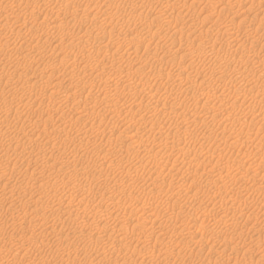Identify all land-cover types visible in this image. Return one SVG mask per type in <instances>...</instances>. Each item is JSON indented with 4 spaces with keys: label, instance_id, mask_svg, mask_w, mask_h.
<instances>
[{
    "label": "rangeland",
    "instance_id": "374dc122",
    "mask_svg": "<svg viewBox=\"0 0 264 264\" xmlns=\"http://www.w3.org/2000/svg\"><path fill=\"white\" fill-rule=\"evenodd\" d=\"M45 1L49 6L72 2L68 6L75 13L50 22L54 16L48 20V15L40 13L42 5L30 13L23 10L25 0H0V36L4 40L0 44V111L7 112L5 118L9 115L8 126L0 130L19 140V145L13 142L10 146L5 141L7 137H0V156H7L0 162V249L10 250L14 239L17 244L26 242L17 260L7 255L6 261L92 264L96 258L98 264H264V155L256 153L260 144L264 146V0ZM9 8L23 10L22 20L15 25L18 33L10 38L5 32L11 23L4 17ZM32 15L37 18L32 20ZM55 33L63 37L53 39ZM19 45L26 46L21 54L16 51ZM235 47L238 50L234 51ZM259 62L263 63L261 68ZM159 71L173 76L178 71V77L160 80ZM198 71L203 74L202 84ZM118 78L123 81L117 90L114 87ZM49 95L60 101L51 102ZM106 96L115 103V110H105V100L101 105ZM173 100L176 108L170 106ZM218 101L224 103L223 109L217 107ZM247 103L253 112H249ZM154 105L157 110L152 116ZM61 113L67 119L60 118ZM201 119L203 122L197 123ZM139 126L143 128L140 145L129 132ZM107 128L115 129L113 135ZM90 133L95 138L89 139ZM173 133L181 134L180 142L172 143ZM199 143L203 145L201 166L183 155L197 149ZM176 148H182L181 152ZM161 154L165 157L161 162L163 174L159 176L158 168L151 166L152 159ZM236 158L243 161L242 168L233 169L237 174L228 172V164ZM29 160L31 165L26 168ZM50 165L59 171L51 170ZM94 166H100L99 170ZM217 169L223 171L221 176L226 178H220L224 182ZM66 170L78 171L72 183L76 189L69 188L60 178ZM169 180H174V184ZM229 182L234 187L230 188L233 185ZM56 189V198L48 193L36 199L44 191L53 194ZM94 194L98 195L93 200ZM108 197L113 199L107 200ZM73 199V203L82 200L77 215L72 211L65 222L57 221L55 227H61L59 230L50 226L47 230H53L48 233L41 219H57L61 207ZM113 202L117 207L111 208ZM140 206L154 213L133 214ZM97 208L109 212L108 230L104 229V222L96 219L99 227L95 224L90 228L91 214ZM79 218L85 224L80 221L79 225ZM118 227L123 229L117 230ZM72 229L85 234H73ZM7 234H12L10 239ZM197 238H202L203 244L196 242ZM30 239L42 242L52 252H47L44 245L30 246ZM115 243L123 246L119 244L113 250ZM80 247H84L81 254L75 250ZM110 247L114 252L105 253Z\"/></svg>",
    "mask_w": 264,
    "mask_h": 264
},
{
    "label": "bare ground",
    "instance_id": "6f19581e",
    "mask_svg": "<svg viewBox=\"0 0 264 264\" xmlns=\"http://www.w3.org/2000/svg\"><path fill=\"white\" fill-rule=\"evenodd\" d=\"M42 1H43V0H42ZM55 1H56V0H55ZM154 1H155V0H149L150 3H153ZM40 2H41V1H40ZM40 2H39V0H27V1L25 0V2H23V5H24V6H23V10H24L25 12H26V11H29V12L31 13V11H32L33 8H35V7H39L40 5H42L43 8H42V12L40 11V13H42V14H44V15H48V20H49L50 17L54 16V18H53L52 20H49L50 22H55V21H56V17H60V16L65 17L67 13H68V14H74V13H75V11L69 9L68 4H69V3H72V2H69V1H68V2L66 1V2H63V3H62V2H61V3H59V2L57 3V2H56V3L52 4L53 6H52V5L49 6L48 4H46V1H45V0H44L42 3H40ZM21 3H22V2H21ZM29 6L31 7V9H28ZM23 10H19V9H15V10H14V9H11V8H9L8 10H6L4 17L8 18L9 22L11 23V28H9V29L5 32V33L7 34V36H8V38H10V37H12L14 34H17V33H18V30L15 29V25L18 23V21L22 20V19L20 18V16H22V11H23ZM1 14H2V12L0 13V16H1ZM11 16H13V19H12V20L10 19ZM32 17H33L32 20H34V19L37 18L35 15H32ZM62 37H63V35H62V34H58V33H55V34L52 36V38H53V39H56V40H57V39H61ZM3 42H4V40H3L2 37L0 36V44H2ZM25 49H26V46H22V45H19V46L16 47V51H17L18 54H21ZM233 50L236 51V50H238V48L235 47ZM240 51H241V50H240ZM241 52H242V51H241ZM23 59L26 60V59H27V56L23 57ZM138 65L141 66V62H139ZM138 65H137V66H138ZM262 66H263V63H262V62H259L258 68H261ZM92 68H93V66L91 67V69H92ZM137 68L139 69V66H138ZM140 68H141V67H140ZM121 72H122V71H121ZM199 72H200V71L197 72V75H198L197 77H200V82H201V84H202V82H203V74H202V75H199ZM120 74H121V73H120ZM120 74H119V76H120ZM159 75H160V76L157 77V78L160 79V80H161V78H162V79H164V78L166 79V78H167L168 80H173V79H174V76H177V77H178V71L174 73V76H173L171 73H169V72L166 74V73H163L162 71H159ZM204 75L207 76V73H204ZM163 77H164V78H163ZM201 77H202V80H201ZM121 79H123V76H122ZM121 79L118 78V83H115V87H114V89H117V90H118V89H121V88H122V87H121V83H122L123 80H121ZM166 81H167V80H166ZM110 91H111V90H110ZM112 91L115 92V90H112ZM112 91H111V93H112ZM115 94H116V93H115ZM203 94H204V93H203ZM204 95H205V94H204ZM256 95H257V93H254V94H253V98H252V99H253L254 101L256 100V98H255ZM114 96H115V95H114ZM14 97H15V96H14ZM116 97H117V96H115L114 98H116ZM49 98H50V101H51V102H57V100L60 101L59 99H57V97H55V96H53V95H49ZM108 98H109V97L106 96L105 98H102V99H101L102 102H103V100H105V110H109V111H112V109L115 110V108H116V107H115V103L112 102V101H111L110 99H108ZM112 100H113V99H112ZM217 100H218V98H217ZM177 102H178V101H177ZM101 105H104V102H103V104H101ZM170 106H172L173 108H176V107H177V104H176V102L173 100V102L171 103ZM251 106H252V105H251L250 103H247V104H246L247 109H250L249 112H253L252 109H251ZM217 107L220 108V109H223V108H224V103H223L222 101H218V102H217ZM153 110H154V112L151 114L152 116L156 115V110H157V108H156L155 105H154ZM5 114H7L6 111H0V128H3V126H8V124H9V121H8V118H7V116L9 117V115L6 116V118H7V119H6L5 116H4ZM59 116H60V118L67 119V116H66V115H65V117H64V113H61ZM226 119H228V118H226ZM68 120H70V119H68ZM68 120H67V121H68ZM64 121L66 122V120H64ZM200 122H203V119L199 120L197 123H200ZM236 123H237L239 126H241V122H240L239 120H236ZM244 124H245V121L243 122V125H244ZM148 126H149V125H148ZM113 127H114V126H113ZM149 127H150V126H149ZM242 127H243V126H242ZM131 128H132V127H131ZM107 129H108V128H107ZM132 129H133V128H132ZM108 130H110V131H109L110 135H113V133L115 132V129H114V128H112V129L109 128ZM130 130H131V129H130ZM85 131H87V130H85ZM99 131H100V130H99ZM103 131H104V130H103ZM105 131H106V130H105ZM149 131H151V130L149 129ZM101 132H102V131H101ZM101 132H98V133L96 132V135H97V134H100ZM129 132L132 133V134L130 133V134H131L130 136H132L131 139L135 138V141L138 142L137 144H139V145L142 144L141 141H143V138H142V137H143V135H142L143 128H141V127L139 126V128H136L135 130H133V131H129ZM5 133H6V132H5L4 130H3V131L0 130V137H1V136L4 137V138L7 137L5 141H7V143H9V145H10L11 143H13V142H14V143H18L17 145H19V140H18V138L14 137V136H11V135H10V136L5 135ZM91 133H92V132H91ZM91 133H90V138H89V139H91L92 137L95 138V134H92V135H91ZM109 133H108V134H109ZM39 134H40V132H39ZM103 134H104V133H103ZM181 137H182V136H181L180 133H173V134H172V143H177V142L181 139ZM93 138H92V139H93ZM203 138H204V137H203ZM42 139H43V138H42ZM196 139H197V138H196ZM40 140H41V139H40ZM90 141H91V140H90ZM105 141H106V140H105ZM194 141H196V140H194ZM197 141H198V140H197ZM44 142H45V141H44ZM108 142H109V141H107L106 144H107ZM131 142H132V141H131ZM179 142H180V141H179ZM201 142H202V141H201ZM46 143H47V142H46ZM5 144H6V143H5ZM52 144H53V143H52ZM54 144H55V143H54ZM108 144L110 145V143H108ZM128 144L131 145L130 141L128 142ZM132 144L134 145V142H132ZM199 144H200V146H198L197 149H191V150H189L188 152L185 151L186 153H184L183 151H182V152H183V155L185 156V158L189 159L190 162H191V161H194V163H196L198 166H201V165L203 164V158H201L200 155H201V151H202V149H203V145H202L201 143H199ZM109 145H108V146H109ZM139 145H138V146H139ZM172 145H173V144H172ZM176 145H177V144H176ZM176 145H175V146H176ZM10 146H11V145H10ZM131 146H132V145H131ZM131 146H130V147H131ZM46 147H47V146H46ZM132 147H133V146H132ZM139 147H140V146H139ZM143 147H144V146H143ZM48 148H49V147H48ZM50 148L53 149L54 146H52V147H50ZM119 148H120V147H119ZM125 148H127V147H125ZM42 149H43V148H42ZM57 149H59V148H57ZM121 149H122V148H121ZM121 149H120V150H121ZM130 149H132V148H130ZM135 149H137V147H136ZM138 149H139V148H138ZM140 149H141V148H140ZM145 149H146V148H145ZM181 149H182V148H181ZM181 149L179 150L178 148H176L177 152H179V151L181 152ZM6 150H7V149H6ZM47 150H48V149H47ZM111 150H112V149H111ZM113 150H114V149H113ZM115 150H116V149H115ZM123 150H125V149H123ZM127 150H128V149H127ZM127 150H126V151H127ZM142 150H143V149H142ZM149 150H150V149H148V151H149ZM152 150H153V149H152ZM183 150H184V149H183ZM29 151H30V152H33V149H31V150H29ZM118 151H119V150H118ZM126 151H124V152H126ZM134 151H135V150H134ZM134 151H133V153H134ZM138 151H139V150H137V152H138ZM148 151H146L145 154H147ZM150 151H151V150H150ZM124 152H123V153H124ZM130 152H131V151H130ZM144 152H145V150H144ZM37 153H38V152H37ZM112 153H113V152H112ZM114 153H115V152H114ZM138 153H139V152H138ZM138 153H137V154H138ZM149 153H150V152H149ZM153 153H154V152H153ZM220 153H221V152H220ZM256 153H257V155H258V154H261V156L264 155V146H262V144H260V145L257 147V151H256ZM51 154H52V153H51ZM97 154H98V153H97ZM118 154H119V153H118ZM124 154H125V153H124ZM126 154H127V152H126ZM126 154H125V155H126ZM131 154H132V153H131ZM154 154H155V153H154ZM156 154H157V153H156ZM49 155H50V154H49ZM94 155H95V154H94ZM121 155H122V154H121ZM138 155H139V154H138ZM142 155H143V154H142ZM148 155H149V154H148ZM158 155H159V153H158ZM247 155L249 156L250 153H248ZM95 156H96V155H95ZM95 156H94V157H95ZM126 156H127V155H126ZM126 156H125V157H126ZM128 156H129V154H128ZM128 156H127V157H128ZM149 156H150V155H149ZM149 156H148V157H149ZM180 156H181V157H184V156L181 155V153H180ZM118 157H119V156H118ZM130 157H131V156H130ZM132 157L135 158L136 156L134 157V155H133ZM146 157H147V156H146ZM164 157H165V155L161 154L159 158H158V157L156 158V155H155V158H156V159H152L153 156H152V158H151L152 160H154V165L151 166V164H152V162H153V161H152L151 164H150V166L153 167L154 170H157V168H158V170H159V171H158L159 176H161V175L163 174V173H162V174H160V173H161V167H162L161 165H163V164H161V162H162V159H163ZM6 158H7L6 154L1 155V156H0V162L3 161V160H5ZM119 158H120V157H119ZM122 158H123V157H122ZM122 158H121V159H122ZM149 158H150V157H149ZM126 159H127V158H126ZM130 159H131V158H130ZM177 159H178V158H177ZM85 160H86V159H85ZM146 160H147V159H146ZM184 160H185V159H184ZM184 160H183V161H184ZM232 160H233V159H232ZM262 160H263V158H262ZM86 161H87V160H86ZM95 161H96V160H95ZM95 161H94V162H95ZM97 161H98V160H97ZM113 161H114V160H113ZM126 161H128V160H126ZM177 161H178V160H177ZM179 161H182V160H179ZM105 162H106V161H105ZM263 162H264V161H262V164H263ZM87 163H88V161H87ZM95 163H96V162H95ZM112 163H113V162H112ZM184 163H185V161H184ZM204 163H205V162H204ZM93 164H94V163H93ZM99 164L101 165L100 162L98 163V165H99ZM106 164H107V163H106ZM109 164H110V163H109ZM30 165H31V160L28 161V163H27V167H26V168H29ZM81 165H83V164H81ZM88 165H89V164H88ZM94 165H95V164H94ZM102 165H103V164H102ZM242 165H243V161H242L241 159H237V158H236V160L231 161V162L228 164V168L231 169V171H228V172H232V173H236V174H237L238 171L234 172L235 170H233V169L240 170V169L242 168ZM79 166H80V165H79ZM85 166H87V165H85ZM108 166H109V165H108ZM205 166H206V165H205ZM49 167H50L51 170H56V168H57L56 166H53V165H50ZM83 167H84V166H83ZM94 167H97V166H94ZM113 167H115V166H113ZM146 167H147V166H146ZM203 167H204V165H203ZM76 168H77V167H76ZM80 168H81V167H80ZM80 168H79V170H80ZM88 168H89V167H88ZM88 168H84V170H87L88 172H90V171H91V168H90V171L88 170ZM97 168H98V167H97ZM99 168H100V166H99ZM99 168H98V170H99ZM144 168H145V167H144ZM153 168H152V170H153ZM162 168H163V167H162ZM203 169H204V168H203ZM27 170H28V169H27ZM64 170H65V168H64ZM72 170H73V168H72ZM72 170H71V171H72ZM84 170H83V171H84ZM102 170H103V168H102ZM150 170H151V168H150ZM232 170H233V171H232ZM58 171H59V170H58ZM58 171L56 170L55 172H58ZM71 171H70V172H69L68 170H66V171H64V172L62 171V176H61L60 178H62V180H63V182L65 183V185H67L69 188L76 189V186H74L75 183H74V184H72V183L74 182V179L77 177L76 175L78 174V171H73V172H71ZM87 171H85V172L87 173ZM92 171H94V170H92ZM217 171H218L219 178H220L221 174H223V173H221V172H223V171H222L221 169H217ZM55 172H54V173H55ZM80 172H81V170H80ZM94 172H96V170H95ZM97 172H99V171H97ZM150 172H151V171H150ZM152 172H153V171H152ZM205 172H206V171H205ZM209 172H210V171H209ZM226 172H227V170H226ZM54 173H53V174H54ZM82 173H83V172H82ZM91 173H93V172H91ZM154 173H155V172H154ZM154 173H153V174H154ZM238 173H239V172H238ZM30 174H31V173H30ZM53 174H52V175H53ZM58 174H59V173H58ZM99 174H100V173H99ZM205 174H206V173H205ZM207 174L210 175L209 173H207ZM228 174H229V173H228ZM228 174H227V175H228ZM240 174H241V173H240ZM242 174H243V173H242ZM31 175L34 177V172H32ZM59 175H61V174H59ZM59 175H58V176H59ZM88 175H89V174H88ZM100 175H101V174H100ZM148 175H149V174H148ZM150 175H152V174L150 173ZM185 175H186V174H185ZM212 175H213V174H212ZM212 175H210V176H212ZM227 175H226V176H227ZM232 175H233V174H232ZM232 175H230V177H231ZM244 175H245V174H244ZM50 176H51V175H50ZM58 176H57V177H58ZM181 176H182V175H181ZM187 176H188V175H186V180H188V179H187ZM237 176H239V174H238ZM241 176H242V175H241ZM79 177H80V176H79ZM79 177H78V180H79V179L81 180V178H79ZM81 177H82V176H81ZM149 177H150V176H149ZM149 177H148V179H149ZM184 177H185V176H184ZM188 177H189V176H188ZM213 177H215V175H213ZM230 177H229V178H230ZM232 177H235V176H232ZM232 177H231V178H232ZM54 178H55V176H54ZM83 178H84V176H83ZM83 178H82V179H83ZM86 178H87V177H86ZM86 178H85V179H86ZM90 178H91V176H90ZM95 178H96V177H95ZM95 178H94V179H95ZM221 178H223V175L221 176ZM221 178H220V179H221ZM225 178H226V177H225ZM225 178H223V179H225ZM244 178H245V176H244ZM66 179H67V180H66ZM99 179H100V178H99ZM150 179H151V178H150ZM153 179H155V178H153ZM214 179H217V177H215ZM220 179H219V180H220ZM235 179H236V178H235ZM235 179H234V180H235ZM241 179H242V177H241ZM76 180H77V179H76ZM86 180L88 181V179H86ZM92 180H93V179H92ZM97 180H98V178H97ZM177 180H178V179H177ZM177 180H176V181H177ZM179 180H181V178H179ZM179 180H178V181H179ZM193 180H194V179H193ZM221 180H222V179H221ZM229 180H230V179H229ZM89 181H90V179H89ZM89 181H88V182H89ZM95 181H96V180H95ZM154 181H155V180H154ZM169 181H170V180H169ZM173 181H174V180H173ZM173 181H170V182L172 183ZM231 181H232V179H231ZM77 182H78V181H77ZM80 182H81V181H80ZM93 182H94V180H93ZM170 182H169V183H170ZM179 182H180V181H179ZM220 182H221V181H220ZM222 182H224V181L222 180ZM237 182H238V181H237ZM54 183H55V182H54ZM154 183H156V182H154ZM182 183H184V182H182ZM230 183H231V182H229V184H230ZM235 183H236V182H235ZM235 183H234V184H235ZM76 184H77V183H76ZM106 184H107V183H106ZM106 184H105V185H106ZM115 184H116V183H115ZM123 184H124V183H123ZM172 184H174V183H172ZM175 184H176V182H175ZM177 184H179V183L177 182ZM231 184H232V183H231ZM236 184H238V183H236ZM65 185H64V186H65ZM78 185H79V183H78ZM81 185H82V184H81ZM85 185H86V184H85ZM90 185H91V184H90ZM112 185H113V184H112ZM116 185H118V184H116ZM153 185H155V184H153ZM168 185H169V184H168ZM199 185H200V184H199ZM232 185H233V184H232ZM54 186H55V185H54ZM106 186H107V185H106ZM118 186H119V185H118ZM121 186H122V185H121ZM125 186H126V185H124V187H125ZM165 186H166V185H165ZM169 186H171V185H169ZM228 186H229V185H228ZM228 186L225 185L224 187H228ZM239 186H240V185H239ZM37 187H38V186H36V188H37ZM57 187H58V186H57ZM80 187H81V186H79V188H80ZM82 187H83V186H82ZM111 187H113V186H111ZM111 187H110V188H111ZM116 187H117V186H116ZM116 187H115V188H116ZM122 187H123V186H122ZM126 187H127V186H126ZM171 187H172V186H171ZM171 187H170V188H171ZM174 187H175V186H174ZM176 187H177V186H176ZM231 187H234V185H233V186H230V188H231ZM34 188H35V187H34ZM54 188H55V187H54ZM77 188H78V187H77ZM79 188H78V189H79ZM84 188H86V187L84 186ZM87 188H88V187H87ZM106 188H108V187H106ZM167 188H168V186H167ZM167 188H166V190H169V189H167ZM177 188H178V190H179V185H178ZM39 189H40V188H39ZM45 189H46V188H45ZM45 189H44V190H45ZM51 189H52V188H51ZM117 189H118V188H117ZM163 189H165V188H163ZM172 189H173V188H172ZM180 189H181V188H180ZM236 189L238 190V188H235V190H236ZM240 189H241V187H240ZM80 190H81V189H80ZM82 190H83V188H82ZM109 190H111V189H109ZM120 190H121V189H120ZM123 190H124V189H123ZM166 190H164V191H166ZM173 190H174V189H173ZM232 190H234V188H233ZM34 191H35V189H34ZM38 191H39V190H38ZM53 191H54L53 194H52V191H51V192H50V191H48V192L46 191L47 193H46L45 191H44L45 193L42 191L43 193L41 194V192H40L41 195H39V197H38V195H37V198H36V199L39 200L40 198H44V197H42V195H43V196H44V195L46 196V194H48V193H49L51 196L53 195V196L55 197V195L58 193V189L53 190ZM59 191H60V190H59ZM70 191H71V190H70ZM73 191H74V190H73ZM73 191H72V195H73ZM77 191H78V190H77ZM86 191H89V189H88V190L86 189ZM92 191H93V190H92ZM104 191H105V190H104ZM106 191H107V190H106ZM121 191H122V190H121ZM121 191H118V192L120 193ZM169 191H170V190H169ZM36 192H37V190H36ZM82 192H83V191H82ZM84 192H85V191H84ZM110 192H111V191H110ZM113 192L116 193L117 190H116V192H115V191H113ZM118 192H117V193H118ZM153 192H154V191H153ZM171 192H172V191H171ZM177 192H179V191H177ZM238 192H239V191H238ZM29 193H30V191H29ZM31 193H32V192H31ZM74 193H75V192H74ZM87 193H90V192H87ZM102 193H103V192H102ZM102 193H100V195H101ZM107 193L109 194V191H108ZM107 193H106V194H107ZM117 193H116V194H117ZM122 193H123V191H122ZM166 193H167V192H166ZM169 193H170V192H169ZM194 193H195V192H193V194H194ZM38 194H39V193H38ZM59 194H60V193H59ZM79 194H80V193H79ZM92 194H93V192H92L91 194H89V195L91 196ZM98 194H99V193H98ZM98 194H94L92 199H93V200L96 199V197H97ZM123 194H124V193H123ZM123 194H122V195H123ZM171 194L173 195V193H171ZM179 194H180V193H179ZM179 194H178V196H179ZM186 194H188V193L186 192ZM193 194H192L191 196H193ZM30 195H31V194H30ZM35 195H36V194H35ZM50 195H49V196H50ZM70 195H71V194H70ZM89 195H86V196H89ZM100 195H99V196H100ZM102 195L104 196V193H103ZM102 195H101V196H102ZM111 195H112V193H111ZM119 195H120V194H119ZM119 195H118V198H119ZM153 195H154V193H153ZM155 195H156V193H155ZM172 195H169V196H172ZM176 195H177V194H176ZM176 195H174V196H176ZM184 195H185V194H184ZM189 195H190V194H189ZM33 196H34V195H33ZM47 196H48V195H47ZM61 196H62V195H61ZM68 196H69V195H68ZM68 196H66V197H68ZM81 196H83V195L81 194ZM106 196H108V195H106ZM115 196H116V195H115ZM59 197H60V196H59ZM83 197H84L83 199H85V195H84ZM91 197H92V196H91ZM176 197H177V196H176ZM47 198H48V197H47ZM50 198L53 199V197H50ZM55 198H56V197H55ZM57 198H58V197H57ZM61 198H62V197H61ZM61 198L58 199V200H62ZM64 198H65V197H64ZM64 198H63V199H64ZM68 198H69V197H68ZM68 198H67V199H68ZM72 198H73V197H72ZM101 198H102V197H101ZM114 198H115V197H114ZM65 199H66V198H65ZM65 199H64V200H65ZM67 199H66V201H67ZM70 199H71V198H70ZM99 199H100V197H99ZM109 199H110V198L108 197L107 200H109ZM111 199H113V198H111ZM111 199H110V200H111ZM53 200H54V199H53ZM55 200H56V199H55ZM64 200H63V201H64ZM103 200H104V199H103ZM107 200H106V201H107ZM114 200H115V199H114ZM118 200H119V199H118ZM50 201H51V200H50ZM63 201H62V202H63ZM74 201H75V199H73V201H70V202H69V200H68V203H67L66 207H64V208L61 207V209H60V211H59L60 213L56 210V211L59 213V215H58V218H57V219L55 218L56 220L53 219L54 217L51 218V219H53V222L51 223L52 225H50V222H49V221H51V219H50L51 216L49 217L50 220H49L48 218H46V216L43 217V218L40 217V218H42V219H41V221H40V220H39V221H40V223H42L41 225H43L44 228H46V231H47V232L49 231V230H47V228H49L50 226H52L53 228H56L55 226L57 225V221H61V220L64 219L63 221L65 222V218H66V217H69V218H70V217H71V213H72V211H75V212H76V215H77V213H78V209L80 208V202H81L82 200H81L80 202H78V203H73ZM116 201H117V199H116ZM251 201H253V200H251ZM51 202L53 203V201H51ZM62 202H61V206H62V204H63ZM101 202H103V201L101 200ZM111 202H112V201H111ZM58 203H59V202H58ZM108 203H109V201H107V204H108ZM117 203H118V201H117ZM54 204L56 205L57 202L54 203ZM64 204H65V201H64ZM111 204H112L111 208H112L113 206H114V207H117L116 205H118V204H116V203H114V202L111 203ZM198 204H199V203H198ZM198 204H196V205H198ZM42 205H43V203H42ZM57 205H58V204H57ZM196 205H195V206H196ZM50 206H51V205H50ZM108 206H110V203H109ZM172 206H173V205H172ZM199 206H200V205H199ZM44 207H46L45 204H44ZM58 207H59V206H58ZM58 207H56V209H58ZM97 207H98V206H97ZM170 207H171V206H170ZM180 207H181V206H180ZM48 208H49V207H48ZM59 208H60V207H59ZM151 208H152V207H151ZM154 208H156V207H154ZM175 208H176V207H175ZM198 208H199V207H198ZM42 209H43V208H42ZM54 209H55V208H54ZM97 209H98V210H95V211L92 212V214H91L92 217H93V219H92L93 221H92V220H91V221L89 220V221H90V222H89L90 228L92 229L93 226H95V224H97L96 228L99 227V226H98V223H95V221H94V219H96V221L104 222V224H105L104 229H105V230H108V229L110 228V227H109V226H110L109 224H110V219H111V218H110L111 216L109 215V212H104L105 210H101V208H97ZM106 209H107V208H106ZM170 209H171V208H170ZM132 210H133V209H132ZM132 210H131V212L134 211V210H133V211H132ZM155 211H156V209H155ZM10 212H11V211H10ZM131 212H130V213H131ZM135 212H142L141 214H143V213L145 214V213H146V215L149 214V213H151V214L154 213L153 211H152V212H149V209L147 210V207H146V208H141V206H140V207H137V208L135 209V211H134L133 214H135ZM147 212H149V213H147ZM54 213H55V211H54ZM41 214H42V213H41ZM156 214H157V212H156ZM14 215H16V213H15ZM14 215H13V214L11 215V217L13 216V218H12L13 221L15 220V216H14ZM42 215H43V214H42ZM44 215H45V214H44ZM44 215H43V216H44ZM46 215H47V214H46ZM54 215H55V214H54ZM74 215H75V214H74ZM130 215H132V214H130ZM149 215H150V214H149ZM56 216H57V215H56ZM115 216H116V215H115ZM122 216H124V215H122ZM47 217H48V216H47ZM73 217H74V216H73ZM73 217H72V220H73ZM117 217H118V216H117ZM128 217H129V216H127V218H128ZM138 217H139V216H138ZM145 217L147 218V217H149V216H145ZM145 217H144V218H145ZM75 218H76V216H75ZM75 218H74V219H75ZM120 218H122V217L120 216ZM120 218H119V219H120ZM134 218H135V217H134ZM142 218H143V217H142ZM77 219H78V218H77ZM77 219H76V220H77ZM114 219H116V217H114ZM119 219H118V220H119ZM138 219L140 220V218H138ZM138 219H137V220H138ZM149 219H150V218H149ZM153 219H154V218H153ZM83 220H84V219H83ZM83 220L81 221L80 218H79V225H80V221L83 222ZM85 220H86V219H85ZM123 220H124V219H123ZM125 220H126V218H125ZM4 221H5V220H4ZM6 221H7V220H6ZM8 221H9V224L12 225V224L10 223V220H8ZM8 221H7V222H8ZM39 221H38V222H39ZM74 221H75V220H74ZM86 221H87V220H86ZM119 221H120V220H119ZM121 221H122V220H121ZM152 221H153V220H152ZM14 222H15V221H14ZM14 222H12V223H14ZM64 222H63V223H64ZM84 222H85V221H84ZM84 222H83V223H84ZM101 222H100V223H101ZM136 222H137V221H136ZM15 223H16V222H15ZM15 223H14V224H15ZM40 223H38V224H40ZM75 223H76V222H74L73 224H75ZM77 223H78V222H77ZM114 223H116V222H114ZM137 223H138V222H137ZM139 223H140V222H139ZM139 223H138V224H139ZM141 223H143V222H141ZM141 223H140V224H141ZM151 223H152V222H151ZM59 224H60V222H59ZM84 224H85V223H84ZM84 224H81V226H83ZM86 224L88 225V222H86ZM112 224H113V221H111V225H112ZM117 224H118V223H117ZM123 224H124V223H123ZM61 225H62V224H61ZM115 225H116V224H115ZM133 225H134V224H133ZM135 225H136V224H135ZM135 225H134V226H135ZM39 226H40V225H39ZM39 226H38V227H39ZM43 226H42V227H43ZM77 226H78V225H77ZM84 226H86V225H84ZM84 226H83V227H84ZM107 226H108V227H107ZM116 226H117V225H116ZM116 226H115V227H116ZM119 226H120V225H119ZM121 226L123 227L122 224H121ZM1 227H2V226H1ZM1 227H0V228H1ZM57 227H58V226H57ZM59 227H60V226H59ZM72 227H73V226H72ZM72 227H71V228H72ZM74 227H75V226H74ZM74 227H73V229H75ZM115 227H114V228H115ZM60 228H61V227H60ZM60 228H59V229H60ZM78 228H79V226H78ZM88 228H89V227H88ZM88 228H87V229H88ZM90 228H89L88 230H91ZM101 228H102V226H101ZM111 228H112V226H111ZM123 228H124V227H123ZM123 228L118 227L117 230H120V229H123ZM40 229H41V227H40ZM56 229H57V228H56ZM59 229H57V230H59ZM73 229H72V230H73ZM85 229H86V228H84V232H85ZM104 229H103V230H104ZM51 230H53V229H51ZM51 230H50V231H51ZM70 230H71V229H70ZM80 230H81V229H80ZM93 230H95V228H94ZM93 230H91V231H93ZM50 231H49V232H50ZM113 231H115V230H113ZM49 232H48V233H49ZM54 232H55V231H54ZM54 232H53V234H54ZM69 232H70V231H69ZM69 232H68V233H69ZM71 232H72V231H71ZM74 232H77V233H78L79 230H76V231L73 230V234H75ZM80 232H83V231L81 230ZM80 232H79V233H80ZM84 232H83V233H84ZM88 232H89V231H88ZM88 232H86V234H87ZM116 232H117V231H116ZM2 233H3V230L0 229V240L2 239L1 236H3ZM40 233H41V232H40ZM42 233H43V231H42ZM44 233H45V231H44ZM50 233H51V232H50ZM77 233H76V235H77ZM110 233H112V232H109V234H110ZM117 233H118V232H117ZM46 234H47V233H46ZM69 234H70V233H69ZM80 234H81V233H80ZM80 234H78V235H80ZM84 234H85V233H84ZM88 234H90V233H88ZM91 234H93V232H91ZM7 235H8V234H7ZM9 235H12V234H9ZM9 235H8V236H9ZM57 235H58V234H56V235H54V236H57ZM63 235H64V234H63ZM76 235H75V237H76ZM8 236H7V237H8ZM14 236H15V235H14ZM14 236H12V237H14ZM60 236H61V235H60ZM64 236L69 237L68 234H65ZM84 236H85V235H84ZM89 236H90V235H89ZM89 236H87V237H89ZM57 237H58V236H57ZM77 237H78V236H77ZM77 237H76V238H77ZM82 237H83V236H82ZM64 238H65V237H64ZM78 238H79V237H78ZM80 238H81V235H80ZM84 238H86V237H84ZM89 238H90V237H89ZM8 239H10V236H9ZM27 239H28V238H27ZM36 239H37V238H36ZM55 239H57V238L55 237ZM87 239H88V238H87ZM92 239H93V238H92ZM96 239H97V238H96ZM96 239H95V240H96ZM101 239H102V238H101ZM198 239H200V238H197V241H196V242H199L200 244H203V239H202V238H201V240H198ZM17 240H18V239H17ZM20 240H21V238L19 239V241H20ZM23 240H24V239H23ZM78 240H79V239H78ZM81 240H83V239L81 238ZM81 240H80V241H81ZM84 240H85V239H84ZM120 240H121V239H120ZM120 240H119V242H120ZM11 241H13V242L11 243V244L13 245V247H15L16 245H19V247H18V248L15 247V248H16V249H15V248H13V247L11 246L10 250H9V248L7 247L8 250H6V251L3 250V248L0 249V264H3V263H5V264H14V262L10 263L9 261H8V262L6 261V257H7V255L11 256V258H13V259L15 260L16 257L18 256V254L20 253V251H21L22 248H23L22 245H23L24 243H26V242L23 241L24 243H22V245H21V244H17V242L15 241V239H14V240H11ZM28 241H29V240H28ZM59 241H60V240H59ZM59 241H58V243H57V241H56V243L59 244ZM93 241H94V240H93ZM98 241H100V239H99ZM101 241H102V240H101ZM157 241H159V240H157ZM194 241H195V240H194ZM1 242H2V241H1ZM1 242H0V244H2ZM50 242H51V241H50ZM54 242H55V241H54ZM81 242H82V241H81ZM81 242H80V243H81ZM84 242H86V241H84ZM95 242H96V241H95ZM160 242H162V241L160 240ZM196 242H194V243L196 244ZM3 243H4V242H3ZM8 243H9V242H8ZM18 243H19V242H18ZM52 243H53V242H52ZM56 243H55V244H56ZM75 243H76V242H75ZM86 243H87V242H86ZM86 243H85V244H86ZM89 243H90V245H91V244L93 245V242H92L91 239H90ZM199 243H197V244L199 245ZM14 244H15V246H14ZM27 244H28V243H27ZM47 244H48V243H47ZM47 244H46V245H47ZM55 244H54V246H55ZM57 244H56V245H57ZM96 244H98V242H97ZM116 244H117V243H115V245L111 246L113 250H117V248H119V246H120L119 244H121V243H119V244H117V245H116ZM29 245H30V246H33L34 248H38V247H40L41 245H44V244H42V242H41V243L38 242V240H34V239L31 240V239H30V241H29ZM61 245H62V244H61ZM76 245H77V244H76ZM78 245H79V243H78ZM81 245L84 246L82 243H81ZM90 245H88V246H90ZM121 245H122V244H121ZM44 246H45V245H44ZM44 246H43V247H44ZM79 246H80V245H79ZM94 246L97 247V245H94ZM101 246H102V243L100 244V247H99V246H98V247L101 248ZM122 246H123V245H122ZM176 246H177V245H176ZM0 247H1V246H0ZM45 247H46V246H45ZM57 247H58V246H57ZM74 247H75V245H74L72 248H74ZM77 247H78V246H77ZM77 247H76V248H77ZM85 247L87 248L86 245H85ZM92 247H93V246H91V248H92ZM111 247H110V249H109L110 251L107 250V248H108V247H107V248L105 249V250H107V252H105V251H104V252H105V253H108V252H110V253H111V252H114L113 250H111ZM41 248H42V247H41ZM41 248H39V249H41ZM54 248H55V247H54ZM58 248H59V247H58ZM82 248H84V247H80L79 249H75V250H76V252L79 250V252H77V253H80V249H82ZM86 248H85V250H86ZM93 248H94V247H93ZM104 248H105V247H104ZM48 249H49V248H48ZM48 249H47V247H46L47 252H48L51 248H50L49 250H48ZM59 249H60V248H59ZM87 249H88V251H89V248H87ZM169 249H170V248H169ZM173 249H175V248H173ZM14 250H15V251H14ZM33 250H34V249H33ZM35 250H36V249H35ZM42 250H43V249H42ZM71 250H72V249H71ZM73 250H74V249H73ZM73 250H72V252H73ZM103 250H104V249H103ZM103 250L100 251V252H103ZM43 251H44V250H43ZM50 251L52 252V250H50ZM82 251H83V250H82ZM82 251H81V253H82ZM97 251L99 252L98 249H97ZM118 251H119V250H118ZM44 252H45V251H44ZM68 252H69V251H67V253H68ZM84 252H85V251H84ZM95 252H96V251H95ZM67 253H66V254H67ZM69 253H70V252H69ZM81 253H80V254H81ZM86 253H89V252H86ZM105 253H104V254H105ZM177 253H178V252H177ZM45 254H46V253H45ZM49 254H50V253H48V256H49ZM71 254H72V253H71ZM83 254H84V253H83ZM99 254H100V253H99ZM101 254H102V253H101ZM108 254H109V253H108ZM42 255H43V254H42ZM84 255H85V254H84ZM97 255H98V254H97ZM45 256H46V255H45ZM50 256H51V255H50ZM86 256H87V255H86ZM100 256H101V255H100ZM103 256H104V255H102L101 257H103ZM106 256H107V255H106ZM23 257L26 259L27 255L24 254ZM46 257H47V256H46ZM68 257H70V254H68ZM68 257H67V258H68ZM71 257H72V256H71ZM71 257H70V258H71ZM95 257H97V256H95ZM104 257H105V256H104ZM51 258H52V257H51ZM51 258H50V259H51ZM70 258H69V259H70ZM93 258H94V257H93ZM99 258H100V257H99ZM91 259H92V258H91ZM103 259H104V258H102V260H103ZM16 260H17V259H16ZM52 260H53V259H52ZM89 260H90V259H89ZM95 260H96V258H95ZM95 260H92V261H93L94 263H97V262H95ZM104 260H105V259H104ZM107 260H108V259H107ZM98 261L100 262L101 260L98 259ZM105 261H106V260H105ZM105 261H102V262H105ZM89 262H90V261H89ZM93 262H92V264H93ZM102 262H101V263H102ZM140 262H141V261H140ZM16 263H17V262H16ZM79 264H81V263H79ZM82 264H83V262H82ZM85 264H86V261H85ZM90 264H91V263H90ZM97 264H98V263H97ZM144 264H145V263H144Z\"/></svg>",
    "mask_w": 264,
    "mask_h": 264
}]
</instances>
